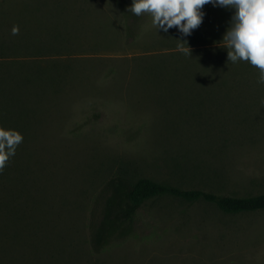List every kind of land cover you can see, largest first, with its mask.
<instances>
[{
  "label": "rangeland",
  "instance_id": "obj_1",
  "mask_svg": "<svg viewBox=\"0 0 264 264\" xmlns=\"http://www.w3.org/2000/svg\"><path fill=\"white\" fill-rule=\"evenodd\" d=\"M124 1L0 0V127L24 137L0 173V264H264V210L175 197L95 249L117 176L264 193V84L220 44L235 10L208 4L183 36Z\"/></svg>",
  "mask_w": 264,
  "mask_h": 264
},
{
  "label": "clouds",
  "instance_id": "obj_2",
  "mask_svg": "<svg viewBox=\"0 0 264 264\" xmlns=\"http://www.w3.org/2000/svg\"><path fill=\"white\" fill-rule=\"evenodd\" d=\"M208 4L235 10L220 44L227 49L228 62L250 63L259 70L257 82L264 84V0H133L128 11L136 16H150L156 29L168 32L176 27L183 36H190L203 23L202 9ZM19 31V26L14 25L11 34L19 35ZM176 40L177 51L191 56L187 41ZM23 140L19 131L0 127V173Z\"/></svg>",
  "mask_w": 264,
  "mask_h": 264
},
{
  "label": "trees",
  "instance_id": "obj_3",
  "mask_svg": "<svg viewBox=\"0 0 264 264\" xmlns=\"http://www.w3.org/2000/svg\"><path fill=\"white\" fill-rule=\"evenodd\" d=\"M132 2L133 0H130L131 5ZM123 6L129 9V4L125 1ZM127 14L131 15V12L128 11ZM129 38H134L131 31ZM11 67L13 71H16L14 65ZM8 70L13 74L12 70ZM108 187L110 194L105 200L101 222L93 234V243L97 250L107 246L112 240L126 237L131 231L133 220L139 209L146 201L158 197H175L188 202L202 200L216 205L225 214H243L264 210V193L232 196L202 189H184L150 178H140L133 182L123 176L111 179Z\"/></svg>",
  "mask_w": 264,
  "mask_h": 264
}]
</instances>
